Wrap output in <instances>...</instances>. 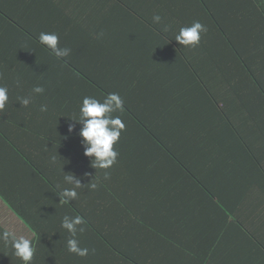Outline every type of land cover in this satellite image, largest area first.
<instances>
[{
    "label": "crops",
    "instance_id": "1",
    "mask_svg": "<svg viewBox=\"0 0 264 264\" xmlns=\"http://www.w3.org/2000/svg\"><path fill=\"white\" fill-rule=\"evenodd\" d=\"M221 1L0 0V86L9 89L5 111L18 113L9 134L16 144L3 142L6 156L0 149V188H20V205L31 208L0 197V228L33 240V264H264V36L246 27L244 4ZM197 20L208 29L200 46L177 44L179 29ZM41 32H56L71 55L57 61ZM250 46L261 51L235 55ZM91 82L127 104L108 180L90 158L67 169L60 156L82 146L81 125L72 134L68 126ZM34 86L44 94L22 108L17 98ZM31 157L36 173L18 178L23 164L14 166ZM95 172L97 188H82L99 205L95 232L78 234L95 252L79 258L61 228L75 215L54 185L69 173L87 184ZM11 255L0 244V264H21Z\"/></svg>",
    "mask_w": 264,
    "mask_h": 264
},
{
    "label": "clouds",
    "instance_id": "2",
    "mask_svg": "<svg viewBox=\"0 0 264 264\" xmlns=\"http://www.w3.org/2000/svg\"><path fill=\"white\" fill-rule=\"evenodd\" d=\"M153 24H161L162 17L159 14H153ZM167 31V27L164 29ZM207 27L200 21H193L189 26H183L175 35L174 40L180 46L186 49H195L200 46L202 35L207 33ZM103 36L101 32L99 34ZM39 44L45 48L57 61H64L71 55V49L60 46V36L56 32H41L38 37ZM17 86L20 82L17 81ZM45 88L43 86H34L31 94L24 97H18V104L22 108H27L32 103L34 95H43ZM9 103V89L6 86H0V113L4 112ZM124 100L118 92H110L103 99H97L92 96H85L79 106V114L69 119L72 123L68 126L69 134L74 133L77 124L81 125L78 133L82 140L85 157L90 158L91 167L103 172V179L110 178V169L117 163L119 152L114 149L125 131V124L116 113L122 112ZM42 113L48 111L47 105H41ZM55 160V158H53ZM65 174V173H64ZM64 182L70 187L61 188L57 186L56 196L59 198L60 205H71L76 201L80 192L78 190L88 187L95 190L98 185V178L92 177L91 182L81 184V180L75 175L69 173L64 175ZM87 225L86 219L81 215H65L61 221V228L68 233L69 238L66 241L67 252L79 258H86L90 251L94 254L95 249L81 247L78 234H83ZM0 244L5 249L10 248L11 254L18 259L21 264H33L36 254V246L33 240L25 235H17L15 231L3 227L0 228Z\"/></svg>",
    "mask_w": 264,
    "mask_h": 264
},
{
    "label": "trees",
    "instance_id": "3",
    "mask_svg": "<svg viewBox=\"0 0 264 264\" xmlns=\"http://www.w3.org/2000/svg\"><path fill=\"white\" fill-rule=\"evenodd\" d=\"M224 5L226 6H233V5H243L244 7L247 8V10L244 8H242L244 11H246L244 14H243V18L246 19V27H259L258 28V34H262V36H264V0H222L221 1ZM242 17V16H241ZM249 22H255L257 23L255 26H251ZM264 42V41H262ZM231 47L233 50H235L237 48V44L232 41L231 43ZM264 44V43H263ZM264 47V46H263ZM259 48V46H258ZM244 52L242 53H235V55H238L240 57V55H251V53L253 54H258L261 49L259 51L256 50V48L254 46H250L248 47L247 49L246 48H243ZM251 60H248L247 61V65L249 66ZM245 65V63H244ZM260 65V64H259ZM261 69H262V74L264 76V62L262 61L261 63ZM248 71L249 73L253 72L254 73V70L253 69H250L248 67ZM92 84L90 85L91 88L89 89L90 94L87 95V96H92V97H95L97 98L99 95L100 96H105L106 94H108L107 92H105L106 90L101 88L100 85L98 83H93L91 82ZM92 93L94 95H92ZM103 97L101 99H103ZM126 108H127V104L124 102V107H123V111L122 112H119V113H116L115 115H119L120 114H124L126 111ZM128 111V110H127ZM129 112V111H128ZM15 114L18 115V113L14 112V111H5V112H2L0 113V149L1 151L3 152V156H6V154L4 153V144L3 142L4 141H8L11 145H15L16 143L12 140H9L11 139L9 137V134H10V130H12V121L15 117ZM5 117V119H3ZM5 137V138H2ZM54 147V151L58 152L60 151V143L59 142H52L51 143V150L53 149ZM70 148L66 151V148L63 149V151H61L60 153V156H62L63 158H65L67 160V163H66V168L67 169H73V168H76L81 165V162L85 160L86 157H84V148L81 146L80 147H74L73 148V145L69 146ZM55 157H59V156H56L57 154L55 153L54 154ZM7 158V157H6ZM10 159H13L14 157H8ZM61 158V157H59ZM15 159V158H14ZM31 161H32V157H31ZM31 161H21L20 164H17L16 166H14L13 169H16V170H19V167L20 165H22V167L20 168V171H21V175L18 176V178H26V177H30L33 173H36V163L35 162H31ZM46 162H50V161H46ZM25 170V171H24ZM76 176V175H75ZM77 177V176H76ZM12 181H14V183H17V177L16 175L11 178ZM50 184H56L54 181H53V177L50 178ZM46 185V183H45ZM60 186L61 188L63 187H70V185H66L64 180H63V184H62V181L59 180L58 184L57 185H54L56 186L55 189H58L57 186ZM80 192V196L79 198L74 201L71 205H70V208L69 207H66L65 206V209H68L69 212L72 211L73 215H82L86 221H87V225L86 227H91L92 231H93V235H94V223L91 224L89 223L90 221V218L91 217H94L93 214H96V212H98V207L99 205L98 204H95L94 206L91 205L93 204L94 201H92L88 195V191L87 193L84 195V191L83 189H80L78 190ZM22 194V190L18 187H15L14 191L13 192H10L8 194V191L6 190V188H0V197L3 199V201L5 202V204H7L9 206V204H13L14 206H9L10 208L13 207V209H17L23 213H26L29 215L28 211L31 210V208H29L28 210L24 211V207L26 206H21L20 203H19V198ZM59 199V198H58ZM88 205V207H87ZM117 210L121 213L123 212L122 211V208H121V202H119L118 206H117ZM101 212H103L101 210ZM12 257V255H11ZM12 264H20L19 262H14Z\"/></svg>",
    "mask_w": 264,
    "mask_h": 264
}]
</instances>
